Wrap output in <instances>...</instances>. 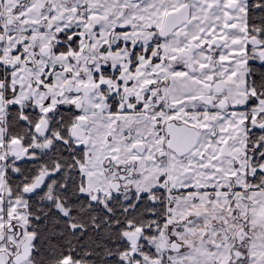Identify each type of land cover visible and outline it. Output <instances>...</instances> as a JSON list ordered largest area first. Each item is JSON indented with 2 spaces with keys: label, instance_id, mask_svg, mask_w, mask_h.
<instances>
[{
  "label": "snow or ice",
  "instance_id": "snow-or-ice-1",
  "mask_svg": "<svg viewBox=\"0 0 264 264\" xmlns=\"http://www.w3.org/2000/svg\"><path fill=\"white\" fill-rule=\"evenodd\" d=\"M0 264H264V0H0Z\"/></svg>",
  "mask_w": 264,
  "mask_h": 264
}]
</instances>
